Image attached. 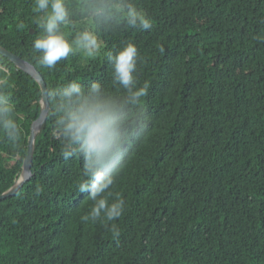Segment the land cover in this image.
<instances>
[{
    "label": "trees",
    "instance_id": "trees-1",
    "mask_svg": "<svg viewBox=\"0 0 264 264\" xmlns=\"http://www.w3.org/2000/svg\"><path fill=\"white\" fill-rule=\"evenodd\" d=\"M134 2L150 30L121 26L95 57L70 54L50 70L32 48L35 0H0V45L40 72L47 93L72 80L115 91L108 53L134 43L151 120L111 189L122 216L83 222L92 206L78 187L83 163L63 156L48 96L33 176L0 200V264H264V0ZM5 75L23 134L11 144L0 133V194L18 181L41 114L39 84L0 55Z\"/></svg>",
    "mask_w": 264,
    "mask_h": 264
},
{
    "label": "clouds",
    "instance_id": "clouds-1",
    "mask_svg": "<svg viewBox=\"0 0 264 264\" xmlns=\"http://www.w3.org/2000/svg\"><path fill=\"white\" fill-rule=\"evenodd\" d=\"M35 11L40 14L36 23L41 34L32 48L39 64L50 70L70 54L95 57L105 47L102 36L121 26L141 31L152 28L151 17L134 0H79L75 6L69 0H35ZM77 18L82 26L69 36L66 29ZM107 58L115 91L99 81L85 87L72 80L48 93L63 156H78L83 163L84 179L78 187L92 201L81 217L83 222H112L122 216L125 201L113 198L111 189L120 174L126 146L147 134L151 123L141 107L149 84H138L136 45L127 42ZM8 84L7 75L0 78V133L9 143L17 144L23 129L14 119ZM112 232L118 239L119 230L113 227Z\"/></svg>",
    "mask_w": 264,
    "mask_h": 264
},
{
    "label": "water",
    "instance_id": "water-1",
    "mask_svg": "<svg viewBox=\"0 0 264 264\" xmlns=\"http://www.w3.org/2000/svg\"><path fill=\"white\" fill-rule=\"evenodd\" d=\"M0 55L8 58L10 63H12L17 69H20L26 72L27 74H29L39 84L41 89V100H40L41 114L40 117L34 121L31 128L27 156L24 159L22 173L18 181L11 188H9L6 192L0 194V200H2L20 191L23 188V186L31 180L33 176L32 162L35 151V145L39 135L41 134L47 122L50 112V105H49L48 93H47L45 81L42 75L40 74V72L37 69H35L34 66L24 61L22 58L18 57L12 52L8 51L6 48L2 47L1 45H0Z\"/></svg>",
    "mask_w": 264,
    "mask_h": 264
},
{
    "label": "rangeland",
    "instance_id": "rangeland-1",
    "mask_svg": "<svg viewBox=\"0 0 264 264\" xmlns=\"http://www.w3.org/2000/svg\"><path fill=\"white\" fill-rule=\"evenodd\" d=\"M86 57V56H85Z\"/></svg>",
    "mask_w": 264,
    "mask_h": 264
}]
</instances>
